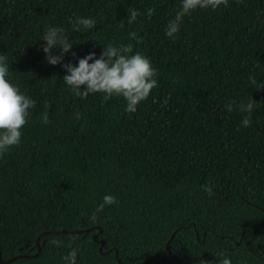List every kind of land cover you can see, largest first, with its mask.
Returning a JSON list of instances; mask_svg holds the SVG:
<instances>
[{"label":"trees","instance_id":"obj_1","mask_svg":"<svg viewBox=\"0 0 264 264\" xmlns=\"http://www.w3.org/2000/svg\"><path fill=\"white\" fill-rule=\"evenodd\" d=\"M178 6L0 0V54L12 81L37 102L22 144L0 156L2 258L35 253L45 230L83 229L43 234L37 256L5 264H62L70 248L77 264H218L221 253L233 264H264V0L197 9L168 38ZM129 7L155 11L128 24ZM76 15L94 16L95 28L75 32L68 18ZM48 25L77 42L65 63L99 55L102 44L131 43L157 69V86L133 113L122 98L81 99L64 85L65 70L46 59ZM248 99L255 107L244 127L241 113L224 105ZM105 194L116 203L92 220ZM99 228L102 251L93 237Z\"/></svg>","mask_w":264,"mask_h":264},{"label":"clouds","instance_id":"obj_2","mask_svg":"<svg viewBox=\"0 0 264 264\" xmlns=\"http://www.w3.org/2000/svg\"><path fill=\"white\" fill-rule=\"evenodd\" d=\"M221 5H227V0H179V6L172 19L168 20L164 28V34L168 38H175L179 32L180 25L185 16L197 9L216 10ZM155 9L149 7L145 13H140L138 9L129 7L127 23L132 24L140 15L146 14L151 17ZM69 23L75 32H91L97 24L94 16L69 17ZM69 33L64 27L48 25L43 33V50L46 59L51 65H60L64 70L63 83L68 90L81 99L89 94L100 93L104 101L112 97L122 98L125 101L124 111L133 113L137 111L140 103L145 101L151 90L157 86V69L153 67L151 60L139 51H133V45L115 44L109 42L102 44L103 48L99 55L90 51L78 57L75 64L71 61L64 62V55L69 53L76 41L69 38ZM129 36L141 42V37L135 31ZM73 56L76 54L71 53ZM10 68L8 59L0 54V156L18 148L23 142V130L30 123L33 110L37 107V102L28 96L10 78ZM249 82L255 86L257 80L249 75ZM255 107V101H230L224 105L226 112L239 111L241 113V125L247 127L251 124V114ZM42 123L47 124L49 114L45 110L40 114ZM204 190L213 194L211 186L205 185ZM116 203V197L112 194H105L102 201L96 206L91 214V219H96V214L104 210L106 205ZM53 245L60 246L62 241H50ZM78 249L70 248L61 257L62 264H77ZM218 264H233L230 257L223 256Z\"/></svg>","mask_w":264,"mask_h":264},{"label":"water","instance_id":"obj_3","mask_svg":"<svg viewBox=\"0 0 264 264\" xmlns=\"http://www.w3.org/2000/svg\"><path fill=\"white\" fill-rule=\"evenodd\" d=\"M78 231H83V229L72 230V229H65V228H62V229H57V230H45V231L41 232V233L38 235V237H37V241H36V244H37V251H36L35 253H32V254H28V253H19V254L14 255V256H12V257H10V258H8V259H3V258H2V253H1V250H0V263H1V264H5V263H8V262H10V261H12V260L18 258V257H34V256H37V255L40 253V250H41V244H40V242H39V238H40V236L43 235V234H46V233H59V232H62V233H66V232H78ZM100 232H101V228H99V231H98V232H96V233L93 234V237H94V239H95L96 241H99V242H100V247H99V249H100V251H102V247H103L105 241H104L103 239H100V238L98 237V235H99ZM166 248H167L168 250L171 249V245H170L169 241H167V243H166ZM116 255H118V252H117V251H116ZM204 259H205V258H204ZM201 262H203V260H202ZM118 263H121V264H122L123 262H122L120 259H118Z\"/></svg>","mask_w":264,"mask_h":264}]
</instances>
